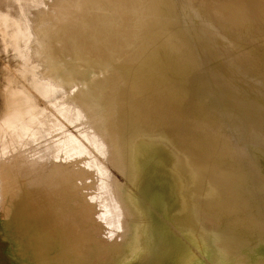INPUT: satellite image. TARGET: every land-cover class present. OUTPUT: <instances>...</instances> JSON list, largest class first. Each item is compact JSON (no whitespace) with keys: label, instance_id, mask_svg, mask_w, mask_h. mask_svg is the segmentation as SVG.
Masks as SVG:
<instances>
[{"label":"bare ground","instance_id":"1","mask_svg":"<svg viewBox=\"0 0 264 264\" xmlns=\"http://www.w3.org/2000/svg\"><path fill=\"white\" fill-rule=\"evenodd\" d=\"M0 2V264H264V0Z\"/></svg>","mask_w":264,"mask_h":264},{"label":"rangeland","instance_id":"2","mask_svg":"<svg viewBox=\"0 0 264 264\" xmlns=\"http://www.w3.org/2000/svg\"><path fill=\"white\" fill-rule=\"evenodd\" d=\"M0 8H2V9H6V6L4 5V4H2L1 2H0ZM14 12H16V10H13ZM17 64H18V60L13 56V54L11 53V52H7V51H5L4 50V48H3V45H2V43H1V39H0V116H2L3 115V113H4V110H5V106H6V101H5V93H4V90H5V86H6V78H7V76H8V72H7V67L9 66V67H12V68H14V67H16L17 66ZM147 90H148V88H146ZM149 91V90H148ZM153 98V97H152ZM139 103H137V105H138ZM123 186L125 187V181L123 182ZM126 187L124 188V190H123V193H126ZM123 203H125V204H127L126 203V199H125V202L123 201ZM122 204V203H121ZM123 206H124V204H123ZM126 208H128L127 209V211L130 209V207L128 206V205H126ZM103 222H104V220H102ZM103 222H101L100 220H99V222H98V224H100L101 225V227H100V225H99V227H100V230H102L103 231V233H104V236L108 239H105V242L107 243V246L108 247H113L114 245H117L118 243H120V246H121V248L120 249H122V247L125 245V244H123V242L124 243H126L127 241H128V238L125 240V239H123V241H122V239H120L124 234H126L127 232H129V224H127V223H124L123 222V226L121 227V228H119V226H117L116 224H113L112 225V223H111V227H109L108 228V226H110L109 224L108 225H103ZM114 225H116L118 228H114V230H113V226ZM104 226H105V228H104ZM116 226H114V227H116ZM107 227V228H106ZM110 228H112L111 230H109ZM108 230H109V232H108ZM115 230L116 231H118V233L117 232H115ZM105 232H106V234H105ZM108 232V233H107ZM111 232V233H110ZM114 232V233H113ZM119 232L120 233H122V234H120L119 235ZM117 233V234H116ZM110 234H111V236H110ZM112 235H113V237H112ZM115 235V236H114ZM116 235H118V236H116ZM111 239H110V238ZM114 237H116V238H114ZM114 238V239H113ZM120 239V240H119ZM112 240V241H111ZM115 240H117V241H115ZM114 241V242H113ZM118 241H120V242H118ZM111 242V243H110ZM113 242V243H112ZM116 242V243H115ZM121 244H123V245H121ZM119 245V244H118ZM117 245V246H118ZM119 247V246H118ZM122 257H123V255L120 253V255H118L117 257H115L116 259H122Z\"/></svg>","mask_w":264,"mask_h":264}]
</instances>
